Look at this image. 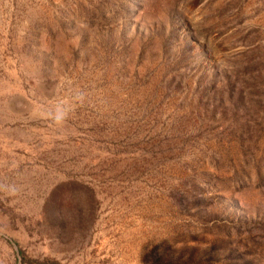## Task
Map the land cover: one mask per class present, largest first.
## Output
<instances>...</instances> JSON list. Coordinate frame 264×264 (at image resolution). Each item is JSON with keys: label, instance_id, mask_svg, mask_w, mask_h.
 Here are the masks:
<instances>
[{"label": "rangeland", "instance_id": "374dc122", "mask_svg": "<svg viewBox=\"0 0 264 264\" xmlns=\"http://www.w3.org/2000/svg\"><path fill=\"white\" fill-rule=\"evenodd\" d=\"M0 264H264V0H0Z\"/></svg>", "mask_w": 264, "mask_h": 264}]
</instances>
